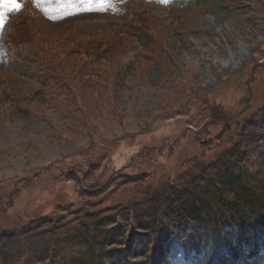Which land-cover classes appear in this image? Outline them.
Here are the masks:
<instances>
[{"label":"rangeland","instance_id":"1","mask_svg":"<svg viewBox=\"0 0 264 264\" xmlns=\"http://www.w3.org/2000/svg\"><path fill=\"white\" fill-rule=\"evenodd\" d=\"M132 1L97 0L109 6L72 14L82 9L66 6L67 0H21L19 11L0 0V24L7 13L0 31V229L52 216L83 233L82 215L140 204L168 181L186 182L189 196L223 167L188 173L214 162L230 141L234 144L236 131L242 132L243 149L230 159L232 165L244 156V180L259 184L264 171V0H210L187 12L172 9L173 0H143L137 4L149 22L147 48L128 37L112 60L68 54L94 38L107 42L122 24L120 6ZM18 26L27 30L30 46L19 57L10 56L5 41ZM110 47H115L111 39L105 48ZM10 63L36 75L33 81L8 77ZM47 65L56 69L55 90L39 86ZM249 120L263 127L243 125ZM124 220L125 214H118L111 228L124 227ZM128 226L123 259L196 262L174 233L155 239L145 253L146 232L133 220ZM39 242L33 248L26 243L34 256L46 248V238Z\"/></svg>","mask_w":264,"mask_h":264},{"label":"trees","instance_id":"2","mask_svg":"<svg viewBox=\"0 0 264 264\" xmlns=\"http://www.w3.org/2000/svg\"><path fill=\"white\" fill-rule=\"evenodd\" d=\"M209 1L173 0L170 6L172 9L187 12ZM143 2L133 0L120 6L118 18L122 24L118 31L108 35L107 42L103 36L100 39L94 38L74 45L68 54L78 55L83 52L85 56L92 58L93 62L110 60L119 49H123L125 39L128 37H134L142 48H147L149 22L142 15L141 5L137 4ZM21 28L23 27L18 26L14 30L13 27L10 36L6 38L5 50L10 56L19 57L24 49L30 46V40L24 37L27 30ZM72 34L75 37L80 34V30ZM110 39L115 47L105 48ZM32 49L34 50L33 47ZM45 67L48 74L40 80L39 86L55 90L58 85L52 83V80L56 78V69L50 65ZM5 72L8 77L13 76L15 81L25 79L29 82L36 76L15 68L11 63L6 66ZM258 123L261 124V121L249 120L243 125L262 128L263 126ZM241 133L238 135L236 131L233 137L234 144L230 141L231 146L220 152L214 162L203 167L201 164L196 165L197 169L188 173L189 175L194 173L196 176L199 169L211 171L216 167H223V172L212 171L213 174L209 175L210 181H203L202 187H198L194 192L190 190L189 196L186 182L179 183L178 180L173 184L170 181L165 182L140 204L136 205L134 202L132 206L131 204L128 207L114 206L109 210L101 208L97 213L87 212L86 215H82L87 226L83 233L82 229L71 227V222L65 223L63 218L52 216L26 221L14 228L2 227L0 264H16L17 259L20 262V257L24 260L19 264H100L106 259H111V263L108 264H147L123 259L120 252L127 235L124 231L129 227L130 220L136 222L138 228L146 232L145 237L148 239L142 244L145 253L151 250L155 239L166 238L170 233H174L180 238L185 253L192 252L195 256L197 263L192 264H264V171L259 184H256L243 178L248 171L245 164L247 159L244 156L241 155L235 167L232 165L230 159L235 154H241L239 148L243 149L240 146L243 143ZM223 162L224 166L221 165ZM89 168H92L91 164H88ZM215 181L221 184H215ZM100 213L103 215L100 216ZM76 214L78 218L81 217V211ZM118 214L119 216L125 214V225L123 227L117 224L111 228L117 223ZM116 228L117 230L122 228L121 234L114 232ZM45 238V250L34 256L32 249H27L26 243L32 242V248L35 245L40 247L39 243L42 245V242L39 241ZM74 246L79 247L73 252ZM6 248H10V252L5 253ZM26 253L28 255L25 256ZM15 254H19L18 258Z\"/></svg>","mask_w":264,"mask_h":264},{"label":"snow or ice","instance_id":"3","mask_svg":"<svg viewBox=\"0 0 264 264\" xmlns=\"http://www.w3.org/2000/svg\"><path fill=\"white\" fill-rule=\"evenodd\" d=\"M3 5L11 6V10L19 11L22 9L23 4L21 0H2ZM66 6H80L82 10L72 14L103 12L109 5L106 3H97V0H67ZM53 20L57 19L52 17ZM7 23V13H5V20L0 24V31H2Z\"/></svg>","mask_w":264,"mask_h":264}]
</instances>
